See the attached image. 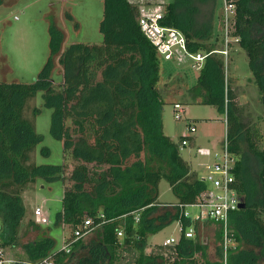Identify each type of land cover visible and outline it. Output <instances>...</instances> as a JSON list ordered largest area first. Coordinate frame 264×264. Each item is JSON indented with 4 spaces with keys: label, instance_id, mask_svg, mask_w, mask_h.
I'll use <instances>...</instances> for the list:
<instances>
[{
    "label": "trees",
    "instance_id": "trees-1",
    "mask_svg": "<svg viewBox=\"0 0 264 264\" xmlns=\"http://www.w3.org/2000/svg\"><path fill=\"white\" fill-rule=\"evenodd\" d=\"M226 1L235 7L229 36L246 52L264 116V0ZM215 2L173 0L164 6L161 24L182 32L192 53L208 54L192 88L201 90L202 103L225 112L235 188L244 203L230 214V237L238 244L228 247L227 264H264V147L256 143L260 133L241 119L217 35L210 40L212 26L205 11ZM138 5L103 0L99 44L64 46V31L51 11L49 53L36 77L27 83L0 80V248L19 247L21 256L15 259L21 264L45 258L54 264L220 263L208 257V244L198 233L200 222L209 221L192 222L184 216V205L202 201L208 186L179 153L182 140L188 143L189 137L174 142L163 132L166 98L159 83L172 74H161L162 59L140 30ZM65 17L71 18L67 12ZM37 93L51 108L52 134L63 143L60 164L33 160L43 136L24 108ZM38 111L31 109L33 116ZM244 142L261 163L254 178L245 175ZM161 179L168 182L177 203L158 201ZM51 182L64 187L61 209L52 225H41L28 217L22 192ZM87 218L96 225L92 234L72 243L68 252L58 248L52 231L66 226L71 232ZM173 221L180 227L178 241L147 252V238ZM188 228L193 237H184ZM29 232L35 235L30 238ZM215 236L221 241L220 228ZM221 254L220 245L216 256Z\"/></svg>",
    "mask_w": 264,
    "mask_h": 264
},
{
    "label": "rangeland",
    "instance_id": "rangeland-1",
    "mask_svg": "<svg viewBox=\"0 0 264 264\" xmlns=\"http://www.w3.org/2000/svg\"><path fill=\"white\" fill-rule=\"evenodd\" d=\"M130 1L140 5L147 0ZM148 1L160 4L164 9V6L173 0ZM225 1L216 0L210 7V11H205L212 26L213 35L210 40L213 41L214 36L217 35V47L222 49L225 48L224 29L227 27L231 31L233 27V18L227 24L223 20ZM51 11L55 12V18L59 20L60 28L64 31V46L71 42L89 44L101 42L99 27L103 17V0H2L0 4V80L27 83L36 77L49 53L48 18L52 15ZM66 12L71 18L65 17ZM221 39H223L222 44ZM226 40L228 41L227 55L220 54L224 61L225 74L232 79L231 85L240 106L242 121L246 127L260 133L261 137L256 143L261 149L264 147V116L259 92L249 68L246 52L232 37L228 36ZM160 62L161 74L163 76L172 74L170 79L163 77L159 83L160 91L166 98L162 111L163 132L174 142H178L181 136L189 137L188 143L181 146L179 153L196 172L198 178H202L209 172L207 166L212 162L213 153L220 149L225 139V112L213 105L202 103L199 97L201 90L192 88L200 68L192 66L188 61L179 65L164 60ZM56 69H59L57 64ZM54 77V83L58 84L60 78L56 74ZM174 102H179L185 109L180 119L174 117ZM32 107L39 108L34 116L31 113ZM24 114L28 119H32L35 130L43 136L33 152L34 162L36 164L62 163L63 143L51 132V108L43 105L40 93L28 100ZM189 126L195 127L194 132H190ZM241 146L244 150L245 175L248 178L252 176L254 178L261 163L248 148L247 143L244 142ZM42 148H46L47 152L44 153ZM68 163L67 172L71 169V162L68 161ZM63 189L59 182H51L45 186L34 184L25 189L22 192V199L28 209V217L34 220L33 209L41 206L48 219L45 225H52L56 213L61 209L60 199ZM158 192V201L163 204L177 200L165 179L160 180ZM189 211L195 214L198 209L193 207L189 208ZM200 223L198 233L208 244V257L218 260L216 252L221 241L216 239L215 235L219 225L212 222ZM69 234L70 229L66 226L52 231L58 248L63 246ZM91 234L82 239H87ZM179 234L178 223L171 222L147 238L146 251L149 252L154 247H158L166 239L178 238ZM34 235L33 232L28 233L30 238ZM28 236L26 235L24 239ZM232 240L230 245L238 244L233 238ZM2 250L6 257L13 259L20 258L22 252L19 247L2 248Z\"/></svg>",
    "mask_w": 264,
    "mask_h": 264
},
{
    "label": "built area",
    "instance_id": "built-area-1",
    "mask_svg": "<svg viewBox=\"0 0 264 264\" xmlns=\"http://www.w3.org/2000/svg\"><path fill=\"white\" fill-rule=\"evenodd\" d=\"M152 2V1H151ZM235 7L233 3L225 1L223 5V20L227 24L234 17ZM164 9L160 4L150 3L148 0L138 5V24L143 35L148 41L155 47L158 56L164 60L173 64L179 65L183 62H190L194 67L200 68L204 62L205 57L208 54L197 52L192 53L188 50L187 41L185 36L179 30L167 27L161 24L163 19ZM225 48L218 51L222 55H227V44L230 31L225 27ZM235 41L236 38H233ZM187 62V63H188ZM174 117L180 119L182 114L185 113V109L179 102L173 103ZM190 132H194L195 127L189 126ZM187 140L183 139L182 145H186ZM181 149V148H180ZM209 172L206 176L200 178L208 186V193L204 196L202 201L192 203L186 206L187 210L184 212V216L193 221H209L219 225L222 231L221 250L222 254L219 258V264H227V250L230 246L232 238L230 237V214L239 209V194L235 188V158L229 150L226 134L225 139L222 141L220 149L213 153L212 162L207 166ZM197 208L198 212L192 214L189 208ZM34 220L36 223L45 225L48 223L47 217L44 215L41 206H36L33 209ZM136 216V220H137ZM179 225V224H178ZM91 219H84L80 224L75 226L70 232L69 236L64 240L62 248L66 252L69 251V247L72 243L84 236L90 234L94 227ZM122 231H117V236L121 237ZM194 232L192 228H188L184 237H193ZM179 238V237H178ZM178 238L166 239L162 244L171 245L178 241ZM22 262L16 261V259L6 257L2 248L0 249V264H21ZM30 264H54L52 260L47 258L42 259L39 262Z\"/></svg>",
    "mask_w": 264,
    "mask_h": 264
},
{
    "label": "water",
    "instance_id": "water-1",
    "mask_svg": "<svg viewBox=\"0 0 264 264\" xmlns=\"http://www.w3.org/2000/svg\"><path fill=\"white\" fill-rule=\"evenodd\" d=\"M243 206H244V203L242 202V199H240L238 207L242 208Z\"/></svg>",
    "mask_w": 264,
    "mask_h": 264
},
{
    "label": "crops",
    "instance_id": "crops-1",
    "mask_svg": "<svg viewBox=\"0 0 264 264\" xmlns=\"http://www.w3.org/2000/svg\"><path fill=\"white\" fill-rule=\"evenodd\" d=\"M161 203H162V202H161ZM175 203H177V200H176L175 202H168V203H166V204L170 205V204H175Z\"/></svg>",
    "mask_w": 264,
    "mask_h": 264
}]
</instances>
